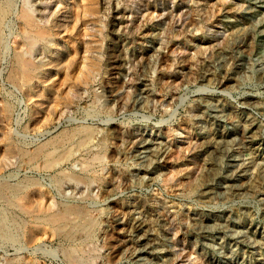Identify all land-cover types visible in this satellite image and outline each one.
I'll use <instances>...</instances> for the list:
<instances>
[{"label": "rangeland", "instance_id": "1", "mask_svg": "<svg viewBox=\"0 0 264 264\" xmlns=\"http://www.w3.org/2000/svg\"><path fill=\"white\" fill-rule=\"evenodd\" d=\"M9 1L0 262L264 264V0H48L42 15L65 25L51 28L60 54L43 50L48 78L32 96L10 77L15 43L27 46L22 0ZM84 62L96 63L88 86ZM78 126L94 137L64 140ZM41 146L61 162L32 156ZM67 174L90 186L62 189ZM30 181L41 195L11 205L10 189ZM47 198L85 218L53 231ZM29 221L41 224L33 238Z\"/></svg>", "mask_w": 264, "mask_h": 264}, {"label": "bare ground", "instance_id": "2", "mask_svg": "<svg viewBox=\"0 0 264 264\" xmlns=\"http://www.w3.org/2000/svg\"><path fill=\"white\" fill-rule=\"evenodd\" d=\"M50 2L48 0H22V3L19 6V8H17V10L15 9L16 11L14 10L17 16L20 31L22 32V34L24 35L26 39L25 40L26 43L25 42L24 43L26 44L27 47L26 49H24L23 42H20L19 40H17V42L15 43L17 47L19 48L21 47V48L18 51H16L14 54V58H13L14 64L10 72V77H12L14 82H17L24 91L30 93V95H31V92H34L35 84L39 78L40 79L42 78L43 80H46L48 78L46 77V73L43 72V67L47 64V62L45 61L46 53H44L43 50L45 48H49L50 52L48 54H50V57L52 58H58L60 54L59 50L56 47L59 44L52 38L51 28L54 25L63 26L65 25V21L58 20V23L55 24L52 22V19H51L52 17L42 15V8L49 7ZM4 3H5L4 8L0 7V15L5 14L9 12L10 10H13L12 7H10L11 3L9 0H6ZM63 7H65L66 9L65 11L62 10L60 12V15L62 17L64 16L63 14L66 15V13L68 12L67 9L69 8V6L64 5ZM38 43H40L39 47L37 45ZM2 47H3V41L0 38V52H1ZM35 47L36 49H34ZM50 48H53V50H51ZM95 67H96V63H90V62L83 63L82 68L83 70L85 69V72L83 73L82 71L79 74V79L85 86H88V83L90 82V79H91V74L94 71H96ZM7 110L8 109L6 108L4 103H2V100L0 98V126L5 129L8 128V131H9L10 130L9 129V117H8ZM69 133L63 136L64 140H68L72 138V136L75 135L78 137L77 143H80V144L90 141L92 136L95 135V131L93 128H89V127L80 128V126H78V129L74 131V134H69ZM54 142L56 141L54 140ZM148 143H149L148 141L142 140L140 146L142 148H147ZM51 146L54 148L53 143ZM47 149L49 148L46 146H41L38 148L35 147V149H33V151L31 152V155L35 157L39 155H44L49 167L59 162L61 158H63L64 156L63 155L62 157L59 158L57 154L52 153L54 151H50L51 149H49L48 151ZM27 159L28 158H26V160ZM56 160L58 161L55 163ZM61 171L63 172V170ZM69 174L72 175V173H69ZM76 177L78 176L76 175ZM63 179L60 180L59 182L60 187L62 189L67 186L66 184L68 182H73L75 184L84 185L85 187L90 186L89 181L87 182L81 181V178L78 179V178H75V176L71 177V176H68V174L66 176H63ZM10 190L13 192L11 196L12 198L10 200V204L18 208H20L21 206H26L29 209L32 206V203L35 201V197H39L41 195V191L37 188L36 184H34V182L32 181L19 184L15 187H12ZM44 205H45L44 207H45V212H46L44 220L52 225L53 231L57 230L56 228L59 229V227H62L67 224H77V222H81L83 218H85L84 213L78 211L76 208L71 207V206H67L63 209H59L58 211H56V207H55L56 202L53 201L51 198H47L46 201L44 202ZM40 226L41 224L38 222L29 221L24 227V231L28 234L29 238H33L35 230L39 228ZM5 229H3V226L1 225V222H0V232H4ZM0 264H35V263L33 262L29 263L26 258H22L15 262H12L9 260V261H4L3 263L0 262Z\"/></svg>", "mask_w": 264, "mask_h": 264}]
</instances>
